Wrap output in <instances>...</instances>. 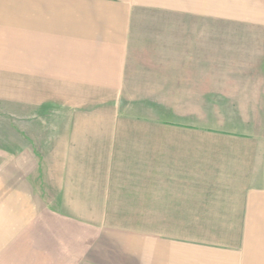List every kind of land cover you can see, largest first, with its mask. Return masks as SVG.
Instances as JSON below:
<instances>
[{
	"label": "crops",
	"instance_id": "crops-1",
	"mask_svg": "<svg viewBox=\"0 0 264 264\" xmlns=\"http://www.w3.org/2000/svg\"><path fill=\"white\" fill-rule=\"evenodd\" d=\"M7 206L0 264H264V0H0Z\"/></svg>",
	"mask_w": 264,
	"mask_h": 264
},
{
	"label": "rangeland",
	"instance_id": "rangeland-1",
	"mask_svg": "<svg viewBox=\"0 0 264 264\" xmlns=\"http://www.w3.org/2000/svg\"><path fill=\"white\" fill-rule=\"evenodd\" d=\"M152 130L155 131V128L154 127H150ZM149 128V129H150ZM72 186H76V185H72ZM79 186H82V185H79ZM8 194L11 193V191H7ZM97 195L100 194V192H95ZM88 196H85L87 195ZM52 195L53 197H55L54 199L51 200V204L50 206H48L49 208H51V212L54 214H67V216L70 218H77V219H80V220H83V219H87L89 221V217L91 215H93L92 213H94L93 211H90L91 208L90 207H87V206H84V207H78V206H71V205H68V203H75L77 202L75 199L76 198H79V199H83V198H86L88 197L89 199V196H92V191H79V190H76V191H71V190H64L63 192H59V191H52ZM60 195H63L66 199L67 198H71V200H65L64 202L67 203V205H64V206H61L60 207V200H59V196ZM84 196V197H83ZM47 203H49V200H47ZM5 202H10V201H5ZM1 209V208H0ZM36 212V216H35V220L37 221V219L39 221L37 222H40L42 220V210H39L40 208L36 207V208H33ZM16 210V207H13V206H7V207H3L2 208V212H0V214H3V216L6 218V219H11L10 217H13L14 215H17L18 212L15 211ZM23 210L25 211L24 213H28L29 212V208H23ZM31 211V210H30ZM35 212H33L35 214ZM95 213L99 214L100 213V210L98 209ZM49 214V213H47ZM52 214V217L50 216H46V218L48 219L47 223H45V227L43 225V223H36V228L35 230L37 232H41L40 234H43L44 232H47V233H51V235H53V239H51V246H52V251L53 253L55 252H59V246H62V247H76V246H84V245H89L91 244L92 245V242L93 241H89V242H86L87 244H83V239H82V235L79 233V230L75 229L74 226L72 224H67V223H62L60 222V217L58 216H55ZM65 214V215H66ZM27 216V214H25ZM154 218V217H152ZM51 219H52V222H51ZM29 223V224H28ZM23 222L21 223V226H23ZM12 225V224H11ZM27 225H29L30 227L33 226V224H31L30 222H26L25 223V228L27 230ZM35 225V224H34ZM105 225V224H104ZM133 226L135 225H139L137 223H133L132 224ZM159 225H162L164 226L165 224H159V223H147V224H140V228L142 229H147L149 233H156L159 231ZM170 225V224H169ZM51 226V227H50ZM262 226L264 227V224H259V227L260 229L262 228ZM139 228V227H138ZM166 229H168L166 226H165ZM24 229H21V231H25L27 232L26 230ZM262 230V229H261ZM46 233V235H47ZM90 233V232H89ZM87 233V234H89ZM68 234V238L66 237V235ZM85 233H83V235H87ZM60 236H63L62 238H60ZM65 237V238H64ZM37 245H45L44 243H48V239L47 238H40L38 237L37 238ZM259 242H263V244L260 245V247H264V239H261V240H257ZM262 250V248H260ZM75 257V256H73ZM44 257L41 255L37 256V262H43L42 259Z\"/></svg>",
	"mask_w": 264,
	"mask_h": 264
}]
</instances>
